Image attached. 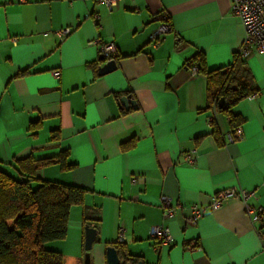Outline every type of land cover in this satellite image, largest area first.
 I'll list each match as a JSON object with an SVG mask.
<instances>
[{"label":"crops","instance_id":"1","mask_svg":"<svg viewBox=\"0 0 264 264\" xmlns=\"http://www.w3.org/2000/svg\"><path fill=\"white\" fill-rule=\"evenodd\" d=\"M231 1L121 0L109 11L94 0H0V168L21 179L18 162L53 158L36 178L83 190L65 239L46 245L63 264H83L84 217L96 230L90 264H107L108 247L142 264H264V215L251 224L241 203L186 224L192 205L233 189L252 192L246 205L264 213V54L244 61L257 91L230 109L242 129L234 142L206 77L187 67L232 62L244 30ZM156 13L173 32L154 47ZM97 40L116 49L104 76ZM161 197L180 205L166 222ZM160 225L172 244L149 238Z\"/></svg>","mask_w":264,"mask_h":264},{"label":"trees","instance_id":"2","mask_svg":"<svg viewBox=\"0 0 264 264\" xmlns=\"http://www.w3.org/2000/svg\"><path fill=\"white\" fill-rule=\"evenodd\" d=\"M244 64L236 54L227 67L214 71L198 68L194 60L187 62L188 68L196 67L206 77L209 91H214L212 106L228 113L233 130L239 123L231 107L257 91ZM220 99L224 103L219 108ZM54 163L53 158H26L17 163L24 174L21 179L0 168V264H63V257L46 245L65 239L71 209L82 204L83 190L36 178L39 168ZM83 224L92 227L85 217Z\"/></svg>","mask_w":264,"mask_h":264},{"label":"built area","instance_id":"3","mask_svg":"<svg viewBox=\"0 0 264 264\" xmlns=\"http://www.w3.org/2000/svg\"><path fill=\"white\" fill-rule=\"evenodd\" d=\"M119 1L121 0H94L95 4L107 8L109 11L116 7ZM231 13L234 17L239 19L244 30L243 41L235 52L237 57L246 61L254 53L264 54V0H232ZM152 19L154 23V30L149 36V44L157 47L160 42L163 41L165 36L173 32V29L164 13H156ZM69 33V29H64L57 31L55 36L61 40ZM95 44L99 46V54L100 57L103 58L104 62L115 59L116 49L113 43H103L97 40ZM189 69L193 77L200 75L198 74L196 67ZM52 75L57 78L59 77V72H55ZM255 96L256 93L248 96V98H254ZM214 112L215 105H213V113ZM213 116L208 119L210 123L213 122ZM241 135V127H236L233 130L229 141L234 142L241 138ZM186 159L187 161H191V155H187ZM251 197H253L252 192L242 189L219 192L214 195L212 201L207 206L197 204L192 205L190 207V215L186 219V224L189 226L195 225L207 210L215 213L219 211L223 207L224 203L229 200L241 203L245 209L246 215L250 218L251 224H258L261 222L264 213L262 209L253 210L246 205L247 201ZM159 208L162 213V220L166 222L174 216L180 208V205L178 203L173 205L171 199L161 197ZM149 238L151 241L157 242L163 246H168L173 242V237L167 225L152 226L149 230ZM117 242H124L122 230H119Z\"/></svg>","mask_w":264,"mask_h":264},{"label":"water","instance_id":"4","mask_svg":"<svg viewBox=\"0 0 264 264\" xmlns=\"http://www.w3.org/2000/svg\"><path fill=\"white\" fill-rule=\"evenodd\" d=\"M100 59L103 61L102 57H100ZM115 70H116V62L114 60H111L108 61L105 65L99 67L97 73L98 76H104L109 73H112ZM120 102L126 110L129 109L130 107L134 109L136 108L135 103L131 101L129 97L121 98ZM223 103L224 100L220 99L218 107L220 108L223 105ZM95 240H96V230L88 225L84 226V250L86 253L83 258V264H90L89 251ZM106 260H107V264H142L140 262L133 263L129 260H123L119 256L118 252L114 247H108L106 249Z\"/></svg>","mask_w":264,"mask_h":264}]
</instances>
